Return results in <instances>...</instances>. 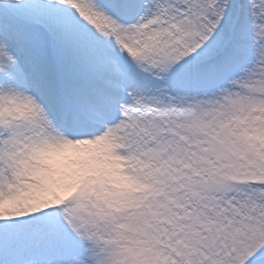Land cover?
<instances>
[{"label": "snow or ice", "instance_id": "obj_1", "mask_svg": "<svg viewBox=\"0 0 264 264\" xmlns=\"http://www.w3.org/2000/svg\"><path fill=\"white\" fill-rule=\"evenodd\" d=\"M0 264H264V0H0Z\"/></svg>", "mask_w": 264, "mask_h": 264}]
</instances>
